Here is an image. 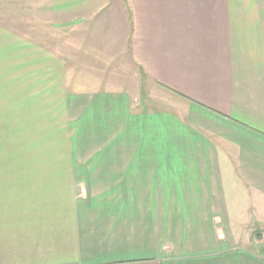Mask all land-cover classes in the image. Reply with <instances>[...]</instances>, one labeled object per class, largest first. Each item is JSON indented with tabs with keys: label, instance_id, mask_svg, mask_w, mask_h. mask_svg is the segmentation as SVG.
<instances>
[{
	"label": "crops",
	"instance_id": "0c3cea01",
	"mask_svg": "<svg viewBox=\"0 0 264 264\" xmlns=\"http://www.w3.org/2000/svg\"><path fill=\"white\" fill-rule=\"evenodd\" d=\"M33 6L0 74L98 156L0 177V264H264V0Z\"/></svg>",
	"mask_w": 264,
	"mask_h": 264
},
{
	"label": "rangeland",
	"instance_id": "374dc122",
	"mask_svg": "<svg viewBox=\"0 0 264 264\" xmlns=\"http://www.w3.org/2000/svg\"><path fill=\"white\" fill-rule=\"evenodd\" d=\"M40 1L0 0L1 32L14 33L13 29H18L21 24L18 21L23 18H26V25L33 29L34 23H38L34 18L36 10L33 4ZM0 67L5 69V66ZM8 78L7 72L0 74V177L18 176L19 170L14 167L21 166L23 162H84L93 161L98 156L94 152L78 151L81 140L79 136H73L78 124L71 121L73 116L67 109L60 110L57 99L49 95L45 96L47 99L42 106H32V110L28 106L22 107L17 104L19 98H15L16 92L10 89L12 86H9ZM10 78L15 83L13 73ZM257 228L261 232L256 234L263 239L264 228ZM253 239L258 240L255 235ZM255 252L264 256L258 246Z\"/></svg>",
	"mask_w": 264,
	"mask_h": 264
},
{
	"label": "water",
	"instance_id": "95a60500",
	"mask_svg": "<svg viewBox=\"0 0 264 264\" xmlns=\"http://www.w3.org/2000/svg\"><path fill=\"white\" fill-rule=\"evenodd\" d=\"M261 237H262V236H261L260 234H255V238H256V239L259 240V239H261Z\"/></svg>",
	"mask_w": 264,
	"mask_h": 264
}]
</instances>
